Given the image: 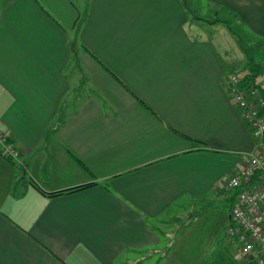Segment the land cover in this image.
<instances>
[{
  "label": "crops",
  "instance_id": "0c3cea01",
  "mask_svg": "<svg viewBox=\"0 0 264 264\" xmlns=\"http://www.w3.org/2000/svg\"><path fill=\"white\" fill-rule=\"evenodd\" d=\"M78 1L0 0V264H247L191 236L257 152L229 77L260 65L210 35L264 48V0Z\"/></svg>",
  "mask_w": 264,
  "mask_h": 264
},
{
  "label": "built area",
  "instance_id": "2783aa9c",
  "mask_svg": "<svg viewBox=\"0 0 264 264\" xmlns=\"http://www.w3.org/2000/svg\"><path fill=\"white\" fill-rule=\"evenodd\" d=\"M240 84V77H229L231 97L257 142V152L224 184V189L234 191L226 233L237 244L244 262L264 264V95L255 86L244 89ZM0 154L15 164L22 156L1 130Z\"/></svg>",
  "mask_w": 264,
  "mask_h": 264
},
{
  "label": "rangeland",
  "instance_id": "374dc122",
  "mask_svg": "<svg viewBox=\"0 0 264 264\" xmlns=\"http://www.w3.org/2000/svg\"><path fill=\"white\" fill-rule=\"evenodd\" d=\"M73 4L76 5L80 9V2L78 0H72ZM190 4V3H189ZM202 15H207V19H211L212 14H207L205 10L202 11ZM220 18H226L223 15ZM218 29V31H217ZM212 30V29H211ZM236 32L238 31L235 28ZM217 32V34H216ZM242 34V33H241ZM240 33V41H236L237 44H240V49L245 50L246 57L251 58L253 62L259 64L262 68H264V48L255 46L256 41L248 38L246 35L242 36ZM211 39L213 42H220V43H233L236 40L233 34L227 31V28L223 25L216 26L213 30ZM221 51V50H220ZM230 54L233 53L235 50H229ZM258 82L264 83V72L263 75L256 78ZM260 82V83H261ZM233 196L234 191L229 190L227 193L225 192L223 195L214 196V194H207L205 200V209L202 210H194V214L200 216V223L198 226L195 227L196 232H194L191 236L195 242L199 246L205 250L207 256H213L215 260L216 255L219 251L220 247H228L227 249L233 253L234 255L237 253L239 257L238 249L236 244L227 236L226 233V223L227 217L230 212V209L233 205ZM230 197V198H229ZM229 198V199H228ZM199 206V207H202ZM198 208V206H196ZM192 213V210L189 211ZM182 211V215H183ZM187 216V215H185ZM215 238V240H214ZM193 242V240H191ZM195 244H190L189 247H193ZM229 245V246H227ZM210 260V258H207ZM218 264V260H217Z\"/></svg>",
  "mask_w": 264,
  "mask_h": 264
},
{
  "label": "trees",
  "instance_id": "16d2710c",
  "mask_svg": "<svg viewBox=\"0 0 264 264\" xmlns=\"http://www.w3.org/2000/svg\"><path fill=\"white\" fill-rule=\"evenodd\" d=\"M215 22H221V21H215ZM223 23V22H222ZM230 32L238 37L240 39V35L239 33L236 32V30L234 28H232L230 25H227ZM262 67L258 66V65H255L254 63L251 64V66L249 67V70L247 72V74H245L242 79H241V88H244V89H248L250 88L251 86H255L257 88H259L262 92V94L264 95V91L261 89V86L257 85L256 84V78L260 76L261 72H262ZM262 115L264 116V111L262 112ZM90 185H83V186H80V187H75V188H72V189H68L66 191H62V192H59V193H50L48 194V196H58V195H61V194H64V193H70V192H77V191H80L82 189H85L87 187H89Z\"/></svg>",
  "mask_w": 264,
  "mask_h": 264
},
{
  "label": "water",
  "instance_id": "95a60500",
  "mask_svg": "<svg viewBox=\"0 0 264 264\" xmlns=\"http://www.w3.org/2000/svg\"><path fill=\"white\" fill-rule=\"evenodd\" d=\"M182 1H183L184 5L186 6V0H182Z\"/></svg>",
  "mask_w": 264,
  "mask_h": 264
}]
</instances>
